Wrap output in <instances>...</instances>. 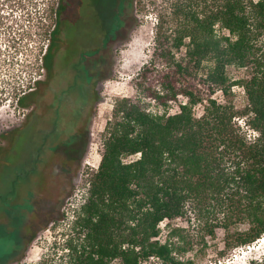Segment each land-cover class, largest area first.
Masks as SVG:
<instances>
[{
    "label": "trees",
    "instance_id": "16d2710c",
    "mask_svg": "<svg viewBox=\"0 0 264 264\" xmlns=\"http://www.w3.org/2000/svg\"><path fill=\"white\" fill-rule=\"evenodd\" d=\"M3 1L22 8L20 18L28 20L18 39L31 35L30 7L39 0ZM62 11V0H48L44 63ZM157 21L158 57L165 65L156 73L161 89L144 92L164 105L179 94L187 101L176 113L149 111L129 97L115 102L99 169L57 264H197L187 256L193 242L182 228H171L165 242L158 239L160 222L185 218L189 206L207 211V235L226 231L229 249L264 235V0H170ZM216 25L230 35L218 34ZM183 46L176 57L174 49ZM228 65L250 71L239 82L247 96L242 108L213 97L215 89L231 88ZM200 70L206 90L195 84ZM151 71L147 66L142 73ZM22 91L19 101L33 90ZM199 103L204 111L197 117ZM236 115H249L247 124L258 132L254 139L235 122ZM130 155L137 157L125 161ZM251 264H264V257Z\"/></svg>",
    "mask_w": 264,
    "mask_h": 264
},
{
    "label": "rangeland",
    "instance_id": "374dc122",
    "mask_svg": "<svg viewBox=\"0 0 264 264\" xmlns=\"http://www.w3.org/2000/svg\"><path fill=\"white\" fill-rule=\"evenodd\" d=\"M169 1L124 0L121 8L120 0H62L56 43L45 63L48 0L30 7L35 25L21 40V27L28 24L20 18L22 8L0 2V264H57L66 252L73 221L99 169L117 100L139 99L158 113L178 112L176 104L187 100L179 94L164 105L144 92L161 89L156 73L165 65L158 57L156 26ZM216 30L230 35L218 25ZM185 50L174 53L180 57ZM147 66L152 71L143 74ZM226 70L231 88L228 93L217 88L213 97L242 108L247 96L239 82L250 71L236 65ZM201 78H206L202 70L195 84L206 90ZM22 90L33 91L19 101ZM203 104L194 109L197 117ZM248 117L236 115L235 122L254 139L258 132L247 124ZM188 209L185 218L160 222L161 242L179 227L193 242L187 256L197 264H251L264 257V235L229 249L224 229L217 228L214 238L205 232L207 211Z\"/></svg>",
    "mask_w": 264,
    "mask_h": 264
},
{
    "label": "crops",
    "instance_id": "0c3cea01",
    "mask_svg": "<svg viewBox=\"0 0 264 264\" xmlns=\"http://www.w3.org/2000/svg\"><path fill=\"white\" fill-rule=\"evenodd\" d=\"M123 2H124V0H120V2H119V6H121V8L123 6ZM98 77H100L99 74H98Z\"/></svg>",
    "mask_w": 264,
    "mask_h": 264
},
{
    "label": "built area",
    "instance_id": "2783aa9c",
    "mask_svg": "<svg viewBox=\"0 0 264 264\" xmlns=\"http://www.w3.org/2000/svg\"><path fill=\"white\" fill-rule=\"evenodd\" d=\"M187 101V100H186ZM186 101H184V102H178L176 105L178 106V108H179V111H180V103H185ZM171 113V112H170ZM176 113V112H175Z\"/></svg>",
    "mask_w": 264,
    "mask_h": 264
}]
</instances>
